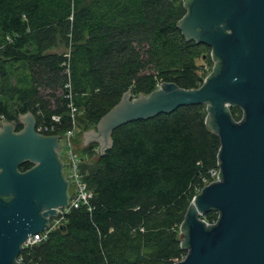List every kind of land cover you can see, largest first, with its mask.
I'll return each mask as SVG.
<instances>
[{
	"label": "trees",
	"instance_id": "16d2710c",
	"mask_svg": "<svg viewBox=\"0 0 264 264\" xmlns=\"http://www.w3.org/2000/svg\"><path fill=\"white\" fill-rule=\"evenodd\" d=\"M187 14L185 0H0V124L20 130V118L32 114L39 133L63 136L75 108L81 143L129 90L150 95L164 82L199 89L208 69L196 59L201 48H211L179 29ZM230 113L235 121L243 117L239 107ZM209 116L208 105H190L125 124L91 164L85 155L99 145L83 146L90 206L73 208L60 228L22 254L23 262L184 259L181 235L191 202L219 172L221 139ZM219 216L212 210L205 219Z\"/></svg>",
	"mask_w": 264,
	"mask_h": 264
},
{
	"label": "water",
	"instance_id": "95a60500",
	"mask_svg": "<svg viewBox=\"0 0 264 264\" xmlns=\"http://www.w3.org/2000/svg\"><path fill=\"white\" fill-rule=\"evenodd\" d=\"M185 3L178 27L187 40L212 49L213 72L199 89L164 82L150 95L129 90L83 134L84 146L97 143L104 155L125 124L208 105V122L221 139L219 181L192 200L181 235L188 251L176 264H264V0ZM232 107L242 109L241 120L233 119ZM20 123L19 133L12 123L0 126V264H25L17 262L23 244L70 203L60 136L39 133L32 114ZM27 162L35 167L20 172ZM212 210L220 213L214 223L205 219Z\"/></svg>",
	"mask_w": 264,
	"mask_h": 264
},
{
	"label": "built area",
	"instance_id": "2783aa9c",
	"mask_svg": "<svg viewBox=\"0 0 264 264\" xmlns=\"http://www.w3.org/2000/svg\"><path fill=\"white\" fill-rule=\"evenodd\" d=\"M211 58H212V54H211ZM214 67H215V62L213 60V67L211 68V71L208 70V75L205 77L204 82L213 72ZM77 115H78L77 110L73 108L71 115L73 119V127L65 134H63V136H60L61 147L59 149V156L64 165V169H63L64 176L66 177V179L69 181L70 184L69 206L61 210L58 217L51 218L50 225L45 231L35 234L28 238V240L23 244L24 246L23 251L17 259L18 263H24L23 260L25 257L22 254L29 251L30 249H33L40 242L46 240L52 231L60 228L65 223L67 214L73 208H79L81 206H90L91 199L94 196L93 191L89 188L88 183L85 180V176L82 173L81 166L83 164V159L81 157V154L78 152L75 143V136L78 131L77 120H76ZM53 120L59 122L60 118L53 117ZM42 130H43L42 128H37L38 132H42ZM95 153L96 154L100 153L99 147L95 149ZM212 174L215 177L214 182L219 181L218 178L219 172L214 171L212 172Z\"/></svg>",
	"mask_w": 264,
	"mask_h": 264
},
{
	"label": "rangeland",
	"instance_id": "374dc122",
	"mask_svg": "<svg viewBox=\"0 0 264 264\" xmlns=\"http://www.w3.org/2000/svg\"><path fill=\"white\" fill-rule=\"evenodd\" d=\"M201 53L199 54V56L197 57L196 59V62L199 64V65H205L206 68L211 71V68L213 67V60L211 58V49H208V48H201ZM212 60V63L209 62V60ZM80 116L79 114L77 115V117ZM79 131H77V134L75 136V143H76V147L78 149V152L79 153H83V146H84V138L81 140V143L80 140L81 139V136L79 137ZM87 132V131H86ZM83 143V145H82ZM98 154V153H97ZM97 154L93 155L92 157H90L89 155H85L86 156V159H87V162L88 164H91V163H94L96 160H97Z\"/></svg>",
	"mask_w": 264,
	"mask_h": 264
},
{
	"label": "flooded vegetation",
	"instance_id": "af4514ba",
	"mask_svg": "<svg viewBox=\"0 0 264 264\" xmlns=\"http://www.w3.org/2000/svg\"><path fill=\"white\" fill-rule=\"evenodd\" d=\"M15 125V124H14ZM16 126V132L17 133H19V132H21L22 130H23V128L22 129H20V130H18V126L17 125H15ZM23 126V125H22ZM25 164H29L30 165V168L28 169V170H25V171H21L20 170V172H26V171H29V170H31L32 168H34L35 167V165L33 164V163H31V162H27V163H25Z\"/></svg>",
	"mask_w": 264,
	"mask_h": 264
}]
</instances>
